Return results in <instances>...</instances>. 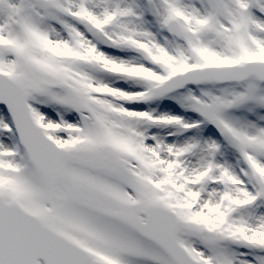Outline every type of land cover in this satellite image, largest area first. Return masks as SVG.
I'll return each mask as SVG.
<instances>
[{
	"label": "snow or ice",
	"instance_id": "obj_1",
	"mask_svg": "<svg viewBox=\"0 0 264 264\" xmlns=\"http://www.w3.org/2000/svg\"><path fill=\"white\" fill-rule=\"evenodd\" d=\"M0 264H264V0H0Z\"/></svg>",
	"mask_w": 264,
	"mask_h": 264
}]
</instances>
